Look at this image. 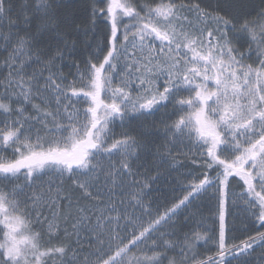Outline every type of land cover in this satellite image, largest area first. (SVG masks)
Wrapping results in <instances>:
<instances>
[{
	"label": "snow or ice",
	"instance_id": "6c2138e0",
	"mask_svg": "<svg viewBox=\"0 0 264 264\" xmlns=\"http://www.w3.org/2000/svg\"><path fill=\"white\" fill-rule=\"evenodd\" d=\"M68 7L0 0V264L264 261V0H90L86 20ZM73 31L99 39L69 81L53 69ZM185 142L198 170L160 203L159 174L133 162L175 168L169 145ZM205 199L218 229L181 236Z\"/></svg>",
	"mask_w": 264,
	"mask_h": 264
},
{
	"label": "trees",
	"instance_id": "16d2710c",
	"mask_svg": "<svg viewBox=\"0 0 264 264\" xmlns=\"http://www.w3.org/2000/svg\"><path fill=\"white\" fill-rule=\"evenodd\" d=\"M22 0H16V3H20ZM90 0H64V3L68 4L69 7L67 11L76 17L79 20H86L88 16V8L87 5L89 4ZM202 5H210L212 7L215 6L216 0H200ZM15 11V9H14ZM68 42L70 45L74 42V47L70 53L66 52L64 58L61 60L63 64L62 67L65 71L64 65L69 67L71 71L76 69V65L80 64L81 67L83 66V62L87 60L89 53L93 51V47L90 45H95V43L99 39V33H97L96 37L93 38L92 34L85 35L82 31L77 33L75 31L71 32L67 37ZM53 48L55 47V41L52 42ZM247 45H245V48ZM252 55H255L253 52ZM162 112H157L154 119L159 120L162 117ZM159 143H163V140H160ZM173 155L177 156L178 166L173 168L171 167V158L168 157L164 161L161 160L160 157H154L152 155L144 156L142 155L138 161H134V170L137 166L142 165L139 168L141 173H145L146 170L149 176H156L159 174V178L152 184V192L150 194L151 198L157 200L160 203H163L166 199H170L173 195V188H178L179 184L177 183L179 180L183 178L188 172L196 169L198 170V165L192 163V159L195 158L199 160L200 157L198 153H194L189 146H187V142L184 144L177 143L176 145H169ZM105 191H107L105 189ZM239 191V189H236ZM117 192L119 190L117 189ZM211 193V189L209 190ZM117 203H119V196L115 197ZM81 203H88L82 201ZM199 204V207H193L190 212L194 213V220H190L187 224L183 225L182 232L180 235H183V232H188L190 229H195L197 227L198 222H202L203 227L211 230L213 227L218 229V219H217V209L215 206V201H208L205 199L203 203L196 202ZM234 206L229 201L228 204V224L229 226L235 225V227L240 228L241 221L243 220L242 216L244 213L242 212V205L238 204V208L234 210ZM179 219L181 221L184 220V214H182ZM93 220L95 218L93 217ZM258 227V225H257ZM264 231V229H260ZM83 235V234H82ZM229 235H241L239 231L234 233H229ZM86 239V238H85ZM75 247V245H74ZM211 248V244L205 246H199L198 244V252L200 255L197 257L199 258H206L207 256L212 255V252L208 249ZM85 251H87V244L85 243ZM261 249L257 248L256 251L253 253L251 257L252 264H264V261L260 259L261 256ZM82 258V256H81Z\"/></svg>",
	"mask_w": 264,
	"mask_h": 264
},
{
	"label": "rangeland",
	"instance_id": "374dc122",
	"mask_svg": "<svg viewBox=\"0 0 264 264\" xmlns=\"http://www.w3.org/2000/svg\"><path fill=\"white\" fill-rule=\"evenodd\" d=\"M254 56V55H253ZM62 62L58 59L57 61H56V65H55V68L53 69L54 71H56L58 74L59 73H63L66 77H67V80H71L72 79V77H73V75L74 74H76V69L74 70V71H71L70 69H69V67L67 66H65L64 65V67L65 68H67V69H65V71H64V69H63V67H62ZM3 71H6V69H3ZM187 146H189L190 147V149L195 153H198V149H196V148H193L192 147V145L191 144H188L187 143ZM45 179H47V177H45ZM235 208H234V210H236L237 208H238V204L236 205V206H234ZM244 216H242V218H243Z\"/></svg>",
	"mask_w": 264,
	"mask_h": 264
}]
</instances>
